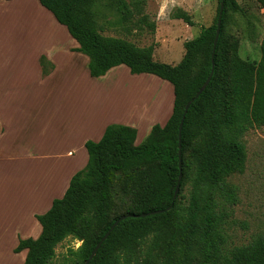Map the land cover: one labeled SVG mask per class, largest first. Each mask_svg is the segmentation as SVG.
Returning <instances> with one entry per match:
<instances>
[{
    "label": "trees",
    "instance_id": "1",
    "mask_svg": "<svg viewBox=\"0 0 264 264\" xmlns=\"http://www.w3.org/2000/svg\"><path fill=\"white\" fill-rule=\"evenodd\" d=\"M36 1L76 41L91 78L125 66L130 74L170 84L173 99L166 122L152 125L139 144L136 129L121 124L107 125L97 142L84 143L85 166L71 176L63 196L35 216L39 236L17 241L14 252L26 251L22 264H53L56 246L68 237L80 242L69 249V264H85L96 243L124 215L88 264H264V234L246 244H228L227 228L238 203L237 188L228 179L244 171V135L264 127V36L258 60L239 56L237 42L226 31L228 12L239 8L236 0H223L214 51L220 0L211 25L181 43L183 54L175 65L155 60L153 45L138 47L102 34L97 6L113 7L123 25L131 18L130 8L138 11L143 0ZM256 2L264 11V0ZM173 18L193 25L180 8ZM145 20L142 16L135 25ZM146 26L154 30L153 24ZM212 61L210 81L183 120L179 169V121ZM39 63L46 75L52 66L43 56ZM169 206L168 211L139 216Z\"/></svg>",
    "mask_w": 264,
    "mask_h": 264
},
{
    "label": "rangeland",
    "instance_id": "2",
    "mask_svg": "<svg viewBox=\"0 0 264 264\" xmlns=\"http://www.w3.org/2000/svg\"><path fill=\"white\" fill-rule=\"evenodd\" d=\"M236 2L239 8L228 12L226 31L237 42L241 58L258 60L259 45L264 36V11L256 0ZM32 3L35 7H29V11L27 9L19 11L17 5L23 4L20 1L0 0V68L29 72V58L38 52L41 43L35 47H19V43L21 45L22 40H27L29 36L24 35L17 27L18 24L24 26L28 13L29 19L39 18L41 15L38 3L35 0ZM217 4V0H143L138 11L130 8L131 18L123 25L117 23L118 16L113 7L97 6V12L100 16L98 21L103 27V35L122 38L138 47L153 45L155 60L175 65L183 54L181 43L198 35L201 28L211 25ZM178 8L191 17L192 26L173 18ZM142 16L146 18V22L135 25ZM47 17L49 22L51 21V26L43 25L41 32L38 34L35 32L33 34L35 37L31 36L41 38L38 41L43 42L53 29L59 28L66 36V42H69L67 38L70 36L64 28L58 26L50 15ZM148 23L154 25L153 31L146 26ZM30 32L32 33V30ZM70 42L77 46L76 41L71 39ZM85 59L87 61L86 57ZM68 62L69 60L60 59L59 64L66 68L59 74V82L50 89L51 97L46 98L47 106L51 110V107L58 103L56 97L65 102L66 128L68 129V119L75 114L80 118L82 136L102 119L114 124L117 121L123 124L126 122L129 124L125 125L131 126L130 122L140 120L139 113L147 110L148 104L157 110L160 104L166 102L169 95L172 97L171 91H167L170 86L167 82L150 75L130 74L125 66L114 67L103 77L92 79L88 77L87 64L83 66L78 64V68L76 64L75 69L71 70ZM146 82L148 84L145 85ZM74 85L79 89L70 92ZM160 117L161 115L154 118L160 121L158 124L165 121ZM94 119L96 121H93ZM150 120L144 118L145 124H138L137 143L146 137L149 131L147 123L149 124ZM94 133L95 131L90 130L85 135L93 137ZM243 141L246 149L244 171L228 179L236 186L238 195V203L233 208V221L227 228L229 245L246 244L255 235L264 234V127L250 129L244 135ZM79 243L70 237L59 243L55 248L53 264H69L73 258L69 249L75 250Z\"/></svg>",
    "mask_w": 264,
    "mask_h": 264
},
{
    "label": "crops",
    "instance_id": "3",
    "mask_svg": "<svg viewBox=\"0 0 264 264\" xmlns=\"http://www.w3.org/2000/svg\"><path fill=\"white\" fill-rule=\"evenodd\" d=\"M17 1L23 3L17 5L19 11H29V7H35L33 0ZM38 7L42 12L39 18L29 19L28 13L24 26L18 24L17 27L29 36L27 40H22L21 45L19 43V47H35L41 43L38 52L29 58V72L0 68V264L23 263L26 251L14 252L17 241L39 236L41 227L35 216L45 213L54 199L61 198L71 176L85 166L87 153L84 143L88 140L97 142L105 127L114 124L102 119L82 136L80 118L75 114L73 117L69 115L72 118L68 119L66 128L65 102L56 97L58 103L51 110L48 108L46 98L51 97L50 89L59 82V74L66 68L59 64L60 59L69 60L71 70L75 69L76 64L77 68L78 64L86 65L87 61L84 55L76 52L77 46L70 42L71 37L66 42V36L59 28L53 29L43 42L38 41L41 38H33V34H38L43 25L51 26L47 17L51 14L39 4ZM41 56L52 66L46 75L42 73L39 63ZM153 56L155 59L154 53ZM88 77L91 78L89 74ZM78 89L74 85L70 92ZM168 90L172 93L171 85ZM172 99L173 94L157 110L148 104L147 110L139 113L140 120L130 122V127L136 129L135 144H139L136 142L138 124H145L143 119L149 118L147 129L150 130L152 125L160 122L154 118L161 115V120L165 121L159 125H163L171 113ZM116 124L129 123L117 121ZM90 130L95 131L93 137L85 135Z\"/></svg>",
    "mask_w": 264,
    "mask_h": 264
},
{
    "label": "water",
    "instance_id": "4",
    "mask_svg": "<svg viewBox=\"0 0 264 264\" xmlns=\"http://www.w3.org/2000/svg\"><path fill=\"white\" fill-rule=\"evenodd\" d=\"M222 11H223V0H220V4H219V11H218V16H217V20H216V29H215V35H214V39H213V46H212V50L214 51L215 49V44L217 42L218 39V35H219V30H220V24H221V16H222ZM211 57H213V52ZM213 72V61L211 64V70L210 73L208 75V77L206 78V80L204 81V83L201 85V87L199 88V90L195 93V95L193 96V98L186 103V105L184 106V110L183 113L181 115L180 121H179V125H178V166L179 169H181V148H180V136H181V129H182V124H183V120L185 117V114L187 112L188 107L190 106V104L200 95V93L206 88V86L208 85L211 75ZM181 178V173H179L178 176V183L176 185L174 194H173V199H175L177 193H178V189H179V181ZM170 209V206L163 209V210H156V211H152L149 213H143L140 214L139 216L141 217H145L147 215H154V214H159L165 211H168ZM130 217H133V215H129ZM125 217H127L126 215L119 217L117 220H115L113 222V224L109 227V229L107 230V232L101 237V239L96 243V245L94 246L93 250L90 252L89 257L87 259V261L85 262V264H88V262L93 258V256L96 254L97 250L99 249L101 243L108 237V235L110 234V232L114 229V227L123 219H125Z\"/></svg>",
    "mask_w": 264,
    "mask_h": 264
}]
</instances>
